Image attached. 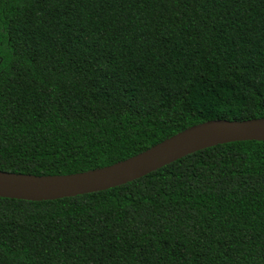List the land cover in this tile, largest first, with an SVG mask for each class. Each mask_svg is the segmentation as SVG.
I'll return each mask as SVG.
<instances>
[{
    "label": "trees",
    "instance_id": "obj_1",
    "mask_svg": "<svg viewBox=\"0 0 264 264\" xmlns=\"http://www.w3.org/2000/svg\"><path fill=\"white\" fill-rule=\"evenodd\" d=\"M263 117L264 0H0V171H91ZM0 264H264V141L104 191L0 197Z\"/></svg>",
    "mask_w": 264,
    "mask_h": 264
},
{
    "label": "water",
    "instance_id": "obj_2",
    "mask_svg": "<svg viewBox=\"0 0 264 264\" xmlns=\"http://www.w3.org/2000/svg\"><path fill=\"white\" fill-rule=\"evenodd\" d=\"M248 140L264 141V117L207 121L134 157L91 171L43 176L0 171V197L47 201L104 191L144 177L197 151Z\"/></svg>",
    "mask_w": 264,
    "mask_h": 264
}]
</instances>
